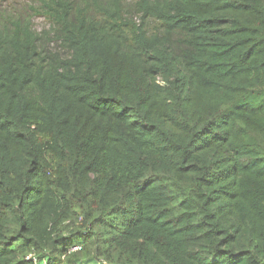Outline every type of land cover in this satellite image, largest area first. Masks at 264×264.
<instances>
[{
  "label": "trees",
  "instance_id": "obj_1",
  "mask_svg": "<svg viewBox=\"0 0 264 264\" xmlns=\"http://www.w3.org/2000/svg\"><path fill=\"white\" fill-rule=\"evenodd\" d=\"M40 8L0 24V264H264V0Z\"/></svg>",
  "mask_w": 264,
  "mask_h": 264
},
{
  "label": "rangeland",
  "instance_id": "obj_2",
  "mask_svg": "<svg viewBox=\"0 0 264 264\" xmlns=\"http://www.w3.org/2000/svg\"><path fill=\"white\" fill-rule=\"evenodd\" d=\"M123 3L126 15H133L135 0H123ZM136 17L140 18V16L134 15L133 17L134 21L139 24L140 21ZM13 19L31 20L36 32H50L51 38L54 39V32H52L53 26L48 18L43 16L40 8V0H0V24L5 20ZM58 47V43H51V49H58Z\"/></svg>",
  "mask_w": 264,
  "mask_h": 264
},
{
  "label": "built area",
  "instance_id": "obj_3",
  "mask_svg": "<svg viewBox=\"0 0 264 264\" xmlns=\"http://www.w3.org/2000/svg\"><path fill=\"white\" fill-rule=\"evenodd\" d=\"M77 249H79V247H76L74 250H77Z\"/></svg>",
  "mask_w": 264,
  "mask_h": 264
}]
</instances>
